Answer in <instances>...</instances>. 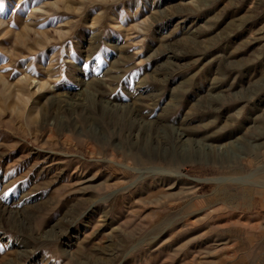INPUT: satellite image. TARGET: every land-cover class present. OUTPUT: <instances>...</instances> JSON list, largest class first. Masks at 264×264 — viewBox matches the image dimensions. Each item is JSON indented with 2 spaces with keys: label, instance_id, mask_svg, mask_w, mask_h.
<instances>
[{
  "label": "rangeland",
  "instance_id": "rangeland-1",
  "mask_svg": "<svg viewBox=\"0 0 264 264\" xmlns=\"http://www.w3.org/2000/svg\"><path fill=\"white\" fill-rule=\"evenodd\" d=\"M0 5V264H264V0Z\"/></svg>",
  "mask_w": 264,
  "mask_h": 264
},
{
  "label": "bare ground",
  "instance_id": "bare-ground-1",
  "mask_svg": "<svg viewBox=\"0 0 264 264\" xmlns=\"http://www.w3.org/2000/svg\"><path fill=\"white\" fill-rule=\"evenodd\" d=\"M173 130H175V132H173V135L175 136V141H176L175 144L180 146L181 152H184V151L190 152L191 156L189 155V157L194 156L195 158H198V159H202V157H203V159L205 157L214 158L217 155H220V153H221L223 156H226V157L232 156V158H239L240 159V155H238L237 153H235L232 150L233 149V148H231L232 146H228V145L225 147L215 146L214 144L209 143V142H205L202 139H197V140L194 138L192 139L191 135L182 131V129H180V128L178 130H176V129H173ZM231 143H234V141H231ZM234 146L238 147V148H242V146H240L236 143ZM253 148L258 150V146H254ZM252 176H255V175H252ZM231 180L238 182V183H242L245 179L244 178L243 179L242 178L241 179L232 178ZM11 230L16 231L17 233L21 232V230L16 229L14 227V225H13ZM66 230H68V229H66ZM24 234H25V232H24ZM52 236L56 237V236H60V234L58 232H56L55 230H53ZM8 246L11 248L17 246V248H18L20 246H23V243L22 242H20V243H18V242L17 243H8ZM32 255H33L32 251H27V250L20 251L18 254V258L16 259V264H26L27 260H29L31 257H33Z\"/></svg>",
  "mask_w": 264,
  "mask_h": 264
},
{
  "label": "snow or ice",
  "instance_id": "snow-or-ice-1",
  "mask_svg": "<svg viewBox=\"0 0 264 264\" xmlns=\"http://www.w3.org/2000/svg\"><path fill=\"white\" fill-rule=\"evenodd\" d=\"M0 10H2V5H0Z\"/></svg>",
  "mask_w": 264,
  "mask_h": 264
}]
</instances>
